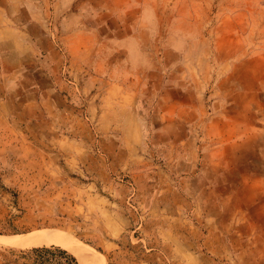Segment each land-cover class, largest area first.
<instances>
[{
  "label": "rangeland",
  "instance_id": "obj_1",
  "mask_svg": "<svg viewBox=\"0 0 264 264\" xmlns=\"http://www.w3.org/2000/svg\"><path fill=\"white\" fill-rule=\"evenodd\" d=\"M24 2L39 8L46 34L40 42L42 74L52 73L58 83L60 118L72 109L73 119L85 123L88 138L72 135L62 144L69 156L51 140L42 145L47 163L35 171L37 183L33 171L21 173L24 182L11 178L21 170L5 171L8 178L0 172V264H41L31 250L42 247L64 250L79 264L59 244L6 242L30 235L32 241L50 231L70 232L102 264H264V0ZM116 18L136 26L149 21L148 31L155 33L151 50L165 49L170 64L178 50L194 66L190 73L202 83L208 113L215 100L226 99L228 110L240 113L237 123L248 110L252 126L246 135L227 143L202 134L198 139L200 158L208 150L211 166L222 143L225 168L200 166L198 179L180 184L163 165L171 149L163 156L145 131L139 139L108 140L101 150L97 123L87 111L89 103L95 113L99 83L86 84V69H76L73 62L84 39L73 35L66 40L65 34L99 29L123 36ZM94 156L104 161L103 168L88 167Z\"/></svg>",
  "mask_w": 264,
  "mask_h": 264
},
{
  "label": "crops",
  "instance_id": "obj_2",
  "mask_svg": "<svg viewBox=\"0 0 264 264\" xmlns=\"http://www.w3.org/2000/svg\"><path fill=\"white\" fill-rule=\"evenodd\" d=\"M113 20L123 29V36L102 33L99 29L79 33L70 30L65 34L66 40L73 35L84 39L73 62L76 69H86L89 76L86 84L99 83L95 113L89 103L87 111L97 123L101 150L108 140L115 144L117 137L139 139L145 131L163 156L164 150L171 149L163 165L180 184L198 179L199 172H195L200 166L209 171L225 168L222 143L248 133L252 126L246 118L248 110L245 121L237 123L240 113L228 110L230 102L226 99L215 100L211 114L208 113L202 83L195 73H190L194 66H189L178 50L174 52L177 59L171 64L166 60L165 49L151 50L155 33L148 31L149 21L142 19L136 26L119 18ZM41 21L34 3L29 8L24 0H0V172L8 178L5 171L21 170L11 178L24 182L25 174L21 173L33 171L30 175L33 183L39 179L35 171H40L46 162L42 145L51 140L61 149L62 144L72 140V135L88 138L85 123L73 119L72 109L69 115H64L65 119L60 118L56 105L58 83L52 73L42 74L46 68L40 42L46 34ZM201 134L222 141L214 152L213 166L208 150V155L200 158ZM61 150L70 155L66 147ZM84 150L87 152L85 147ZM115 154L114 149L112 158ZM203 159L208 160L205 165ZM89 163V168H94L95 163L97 169L104 166V161L95 156ZM216 180L213 179V185Z\"/></svg>",
  "mask_w": 264,
  "mask_h": 264
},
{
  "label": "bare ground",
  "instance_id": "obj_3",
  "mask_svg": "<svg viewBox=\"0 0 264 264\" xmlns=\"http://www.w3.org/2000/svg\"><path fill=\"white\" fill-rule=\"evenodd\" d=\"M69 232V231H68ZM70 233V232H69ZM68 233V234H69ZM68 234L63 235L60 232H46L42 234H38L39 236H35L32 241L30 240L32 235L29 237H13L6 239L7 243L16 245V246H30V245H41V244H59L66 248H68L76 257L79 264H102L101 260L99 259L98 255L93 252L88 247H83L82 245L78 244L76 241L71 239ZM27 236V235H25ZM5 239V238H4ZM29 239V240H28Z\"/></svg>",
  "mask_w": 264,
  "mask_h": 264
},
{
  "label": "trees",
  "instance_id": "obj_4",
  "mask_svg": "<svg viewBox=\"0 0 264 264\" xmlns=\"http://www.w3.org/2000/svg\"><path fill=\"white\" fill-rule=\"evenodd\" d=\"M31 253L39 257L41 264H77L72 255L61 249L33 248Z\"/></svg>",
  "mask_w": 264,
  "mask_h": 264
}]
</instances>
